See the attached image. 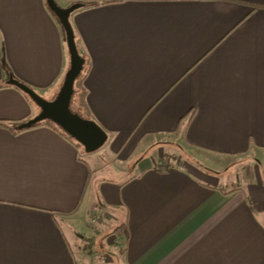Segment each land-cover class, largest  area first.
Segmentation results:
<instances>
[{"label":"crops","instance_id":"1","mask_svg":"<svg viewBox=\"0 0 264 264\" xmlns=\"http://www.w3.org/2000/svg\"><path fill=\"white\" fill-rule=\"evenodd\" d=\"M105 1L56 0L85 5L87 154L17 133L40 109L9 80L54 100L71 58L48 0H0V264H264V0Z\"/></svg>","mask_w":264,"mask_h":264},{"label":"water","instance_id":"2","mask_svg":"<svg viewBox=\"0 0 264 264\" xmlns=\"http://www.w3.org/2000/svg\"><path fill=\"white\" fill-rule=\"evenodd\" d=\"M48 5L65 29L71 66L58 95L51 101L44 99L36 91L13 78L9 80L8 85L20 89L40 109V114L38 116L21 124L18 128L22 130L33 127L44 121L52 122L71 139L80 144L87 154H92L106 145L109 138L108 134L96 122L81 116L72 109L76 81L85 69L86 60L78 50L76 35L70 17L74 12L82 9L85 5L77 3L69 8H62L58 5L56 0H48Z\"/></svg>","mask_w":264,"mask_h":264},{"label":"trees","instance_id":"3","mask_svg":"<svg viewBox=\"0 0 264 264\" xmlns=\"http://www.w3.org/2000/svg\"><path fill=\"white\" fill-rule=\"evenodd\" d=\"M115 2H117L116 0H110V1H105L103 4H110V3H115ZM85 7V6H84ZM83 7V8H84ZM86 60V59H85ZM85 68H86V65H85ZM85 74V69H84V71H83V73H82V75L80 76V77H82L83 75ZM79 77V78H80ZM79 78H78V80H79ZM77 80V81H78ZM76 81V82H77ZM15 87V86H14ZM1 88V87H0ZM17 88V87H16ZM18 89V88H17ZM20 90V89H19ZM35 104V103H34ZM75 111V110H74ZM75 112H77V111H75ZM77 113H79V112H77ZM80 115H81V113H79ZM82 116V115H81ZM21 125V124H20ZM19 125V126H20ZM7 127L8 125L5 123V122H2V121H0V127ZM19 126H17V133H22V132H24V131H27V130H30V129H34V128H37V127H40V126H48V127H52V128H54L55 130H57L58 132H60V134L61 135H63L66 139H68V140H70V141H72L74 144H76L77 146H79L82 150H84V148L80 145V144H78L76 141H74L73 139H71L67 134H65L59 127H57L55 124H53L52 122H49V121H44V122H42V123H39V124H37V125H35V126H33V127H30V128H27V129H22V130H20L18 127ZM91 226H93V225H91Z\"/></svg>","mask_w":264,"mask_h":264},{"label":"built area","instance_id":"4","mask_svg":"<svg viewBox=\"0 0 264 264\" xmlns=\"http://www.w3.org/2000/svg\"><path fill=\"white\" fill-rule=\"evenodd\" d=\"M106 217H107V214L106 213H103V214L94 216V217H92V220L90 222V225H96L101 219H104Z\"/></svg>","mask_w":264,"mask_h":264},{"label":"rangeland","instance_id":"5","mask_svg":"<svg viewBox=\"0 0 264 264\" xmlns=\"http://www.w3.org/2000/svg\"><path fill=\"white\" fill-rule=\"evenodd\" d=\"M39 95H40V94H39ZM40 96H41V95H40ZM42 97H43V96H42ZM74 97H75V95H74ZM43 98H44V97H43ZM44 99H46V98H44ZM46 100H48V99H46ZM48 101H50V100H48ZM72 109L75 110V111L77 110V109L75 108L74 98H73V103H72ZM82 116L85 117L83 114H82ZM178 140H179V139H178ZM102 152H103V151H102ZM102 152L98 153L97 155H98L99 157H101V156H102V155H101ZM96 153H97V152H96ZM98 249H99V248H98ZM99 250H100V249H99ZM93 251H94V250H92L91 253H93ZM98 252H99V251H98Z\"/></svg>","mask_w":264,"mask_h":264}]
</instances>
